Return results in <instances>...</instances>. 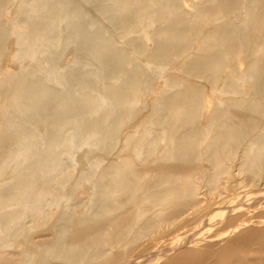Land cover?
<instances>
[{"label":"bare ground","instance_id":"6f19581e","mask_svg":"<svg viewBox=\"0 0 264 264\" xmlns=\"http://www.w3.org/2000/svg\"><path fill=\"white\" fill-rule=\"evenodd\" d=\"M0 264H264V0H0Z\"/></svg>","mask_w":264,"mask_h":264},{"label":"rangeland","instance_id":"374dc122","mask_svg":"<svg viewBox=\"0 0 264 264\" xmlns=\"http://www.w3.org/2000/svg\"><path fill=\"white\" fill-rule=\"evenodd\" d=\"M80 5H81V7H82V9L84 11V14L86 16V19L88 21L94 19L97 16V13L95 12V8H94V3H91V4H89V3H85V4L80 3ZM66 47L67 46H60L61 49L62 48H66ZM71 49H72V45L69 44V46L65 50L68 53ZM81 63H83V62H81ZM80 68H81V65L76 70L78 71ZM80 151H82V150H80Z\"/></svg>","mask_w":264,"mask_h":264}]
</instances>
